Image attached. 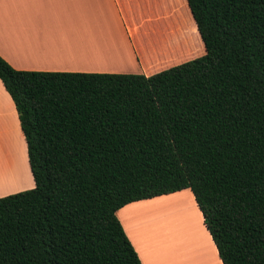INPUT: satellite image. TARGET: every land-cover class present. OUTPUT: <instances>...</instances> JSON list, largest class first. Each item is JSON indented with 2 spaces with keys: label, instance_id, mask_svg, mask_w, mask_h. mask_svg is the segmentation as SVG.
I'll return each mask as SVG.
<instances>
[{
  "label": "trees",
  "instance_id": "1",
  "mask_svg": "<svg viewBox=\"0 0 264 264\" xmlns=\"http://www.w3.org/2000/svg\"><path fill=\"white\" fill-rule=\"evenodd\" d=\"M186 2L205 55L151 76L0 57L35 184L0 198V264H141L117 211L183 190L222 264H264V0Z\"/></svg>",
  "mask_w": 264,
  "mask_h": 264
},
{
  "label": "crops",
  "instance_id": "2",
  "mask_svg": "<svg viewBox=\"0 0 264 264\" xmlns=\"http://www.w3.org/2000/svg\"><path fill=\"white\" fill-rule=\"evenodd\" d=\"M7 1L16 0H0L1 8L6 9ZM62 2L70 5V31L60 30V25L30 28L29 26L33 25L30 21L0 14V57L14 70L151 76L205 55V46L186 0H63ZM93 10L96 12H91ZM178 15L179 17L183 15L182 17L187 20L185 27L178 23ZM173 21L178 23L177 26L173 25ZM176 27L183 33L188 32L189 40L184 39L185 46L171 45L172 34L175 35ZM107 35L126 45L131 57L130 62L124 60L120 55L121 52L117 50L118 44L111 40H95L93 43L87 41ZM72 39L78 41L73 42ZM99 58H101L100 62ZM144 58L147 64L144 63ZM21 169L24 172L23 176ZM34 186L26 142L17 112L0 81V198L32 189ZM178 194L179 192L173 196L133 202L117 211L116 216L141 264H170L172 258L162 255L161 248L140 233L142 222L139 219H142L140 216L145 211L155 210L157 201ZM191 197L197 208L193 195ZM158 211L159 209L155 210L157 213ZM197 215L201 229L212 243L214 260L212 261V256L208 255L210 264H222L198 208ZM182 248L174 242L172 250L178 252V255H181L178 260H182L178 264H203L199 259L202 256L199 250L186 248L188 253L190 252L191 259L196 257L194 258L196 261H190L191 259L187 257L182 258L184 253ZM197 254L199 257L196 256Z\"/></svg>",
  "mask_w": 264,
  "mask_h": 264
},
{
  "label": "rangeland",
  "instance_id": "3",
  "mask_svg": "<svg viewBox=\"0 0 264 264\" xmlns=\"http://www.w3.org/2000/svg\"><path fill=\"white\" fill-rule=\"evenodd\" d=\"M32 1L34 3H27V2H32ZM32 1L16 0L15 2H8L6 9L1 8V5H0V14L1 15L4 14L10 18L19 17V18L25 19L28 22L30 21L33 23V25L28 24L30 25L29 26L30 28L32 27L33 28H45V27L47 28L48 26L57 27L58 25H60V27H63V26L71 27V18H70L71 10H70L69 4L65 2L59 3L60 5H57V4L54 5V3L43 4V2L38 4V3H35V0H32ZM47 2H54V1L49 0ZM70 30L71 29L69 28L68 31ZM95 40H101V41L111 40L114 43L118 44L119 46L118 49H117V46H115V49L121 52L120 55L124 58L125 61L130 62L131 57H130L129 50L127 49L126 45H124V43H122L121 41H118L109 35L105 37H101V36L95 37L87 41L88 42L91 41V43H93ZM77 41H78L77 39L73 40V42H77ZM100 61H101V58H99V62ZM20 168H21V165H20ZM21 170H22V176H23V173H24L23 169ZM26 190L28 189H25L22 191H26ZM174 194H177V193H174ZM174 194H169V195H164V196L166 197L173 196ZM191 195L192 193L189 190H185V191L179 192L177 196L170 197L169 199H165V200H159L155 203L156 204L155 210L159 209V207L162 204H170L172 207L171 211L169 212V211L163 210L162 208L159 209L158 213L155 212V210H152V211L147 210L143 214H141L140 217L142 219H139L142 222V226L140 227V233L142 235L144 234L147 238L153 240L161 248L160 253L162 255L165 254L167 258L169 257L172 258L170 264H174L175 262H177L175 264H178L179 262L182 261V260H178L179 259L178 257L181 255H178V252L177 253L173 252L172 249L174 246V242L178 243V246H179V242H180L179 240H181V237H179L178 235L181 236V234L182 235L185 234L184 239H187L188 236L185 238V236L187 235L186 232L189 233L188 234L189 236L191 233H194V234L198 233L200 238L203 237L202 241L200 240L202 242L200 244L206 247V249L210 253L209 256H212V261L214 260V255H212L213 253L212 243L210 240L207 239L208 237L206 233L200 227L199 218L197 215V208L195 207L193 203V199ZM190 226L193 228V230L195 229L196 231L192 230L193 232H191L187 230V228L190 230L192 229ZM180 230L182 232H180L181 234H178ZM183 230L186 232L183 233L184 232ZM176 234H177V237L175 236ZM198 235H196L197 238H198ZM184 243L185 241L182 242V244ZM185 246L180 245V247H183V248ZM187 247L188 246L184 248V251H183L184 253H183L182 258L187 257L188 259H191L186 249ZM179 252H181V250ZM209 256H205V258H203L202 256L201 258L199 256L197 257H199L200 261L202 259L205 260V261L204 260L201 261L203 264H206V263L210 264Z\"/></svg>",
  "mask_w": 264,
  "mask_h": 264
},
{
  "label": "bare ground",
  "instance_id": "4",
  "mask_svg": "<svg viewBox=\"0 0 264 264\" xmlns=\"http://www.w3.org/2000/svg\"><path fill=\"white\" fill-rule=\"evenodd\" d=\"M19 1V0H18ZM28 1H32V0H28ZM47 1H49V0H35V3H41V2H43V4H45V3H54V5H60L59 3H61L63 0H52V1H54V2H47ZM60 1V2H59ZM66 1H68V0H66ZM95 1V0H94ZM3 2V1H2ZM6 2V1H5ZM8 2V1H7ZM12 2V1H11ZM104 2V1H103ZM4 3V2H3ZM27 3H34L33 1L32 2H27ZM96 3H97V1H96ZM94 5V4H93ZM96 6H97V4H96ZM102 6H103V4H102ZM102 6H100L101 8H102ZM94 7V6H93ZM106 7V6H105ZM95 8V7H94ZM88 9V8H87ZM86 9V10H87ZM93 9V8H92ZM97 9H98V6H97ZM99 10V9H98ZM104 10V9H103ZM106 10H107V7H106ZM101 11V10H100ZM105 11V10H104ZM91 12H96V10L94 11H91ZM96 15H97V13H96ZM96 18V17H95ZM69 28H71V27H67V26H63V27H60V30L61 29H66V30H68ZM169 202V201H168ZM162 207H160V208H162L163 210H166V211H171V205L170 204H162L161 205ZM159 208V209H160ZM191 227V226H190ZM192 228V227H191ZM185 229V228H184ZM187 230H189V231H191V232H193V231H196L195 229L193 230V228L190 230V229H188L187 228ZM193 230V231H192ZM184 231V230H183ZM180 232H182L181 230L179 231V233L178 234H181ZM186 231H184L183 233H185ZM186 236H185V238L187 237V239H188V241H187V239H184V235H182L181 234V236L180 235H178L179 237H181V240H179L180 242H179V247H180V245H186V246H188V248H191V249H193V250H199V252H200V254L202 255V256H208L210 253L208 252V250L206 249V247H204L202 244H200V243H202L201 241H202V238L203 237H201L200 238V236L198 235V233L197 234H194V233H191L190 234V236L188 235L189 233H187L186 232ZM196 235H198V238L196 237ZM176 237H177V234L175 235ZM199 239V240H198ZM201 240V241H200ZM184 242L185 241V243L184 244H182V242ZM200 241V242H199ZM185 246V247H186ZM184 247V248H185ZM193 250H191V252L193 251ZM188 254H190V252L188 253ZM199 254H197L196 256H198ZM193 257V256H192ZM203 257V258H204ZM191 258V257H190ZM194 258H196V257H193V259H191V261H193V260H196V259H194ZM202 260H204V259H202ZM201 260V261H202ZM209 260V259H208ZM205 261V260H204ZM208 262V261H207ZM202 263V262H201ZM207 264V263H206Z\"/></svg>",
  "mask_w": 264,
  "mask_h": 264
}]
</instances>
